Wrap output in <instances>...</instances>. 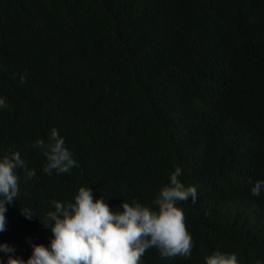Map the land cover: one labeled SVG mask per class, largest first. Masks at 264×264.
<instances>
[{"label": "trees", "instance_id": "16d2710c", "mask_svg": "<svg viewBox=\"0 0 264 264\" xmlns=\"http://www.w3.org/2000/svg\"><path fill=\"white\" fill-rule=\"evenodd\" d=\"M0 96V155L35 169H16L0 233L15 255L47 245L52 200L88 186L116 211L156 208L180 166L198 196L178 205L192 254L149 248L143 264H204L216 250L264 262V193H250L264 179V0H0ZM52 128L77 161L69 173L42 171L33 143Z\"/></svg>", "mask_w": 264, "mask_h": 264}, {"label": "clouds", "instance_id": "9594fccd", "mask_svg": "<svg viewBox=\"0 0 264 264\" xmlns=\"http://www.w3.org/2000/svg\"><path fill=\"white\" fill-rule=\"evenodd\" d=\"M25 82V77H20ZM7 107L5 97L0 96V110ZM51 143L36 139L33 147L39 148L46 157L42 171L51 175L69 173L77 165L65 140L56 128L51 129ZM27 161L18 151L0 155V233L6 230L7 205L19 195V176L16 169L24 170L26 178L35 176V169L27 167ZM180 166L170 173L168 183L163 185L151 205L136 200L121 202L120 210L110 208L107 200L94 197L91 187L80 186L72 201L52 200L54 210L48 211L42 223L51 232L47 245L31 243L27 259L15 255L16 249L8 243H0V253L6 259L0 264H143L142 257L147 249L155 248L161 258L176 256L189 258L193 240L186 230L184 211L180 202L197 201L194 185H185L179 177ZM250 193H264V179H257ZM31 220V209L21 211ZM204 264H240L236 253L213 251L205 256ZM256 264H264L260 260Z\"/></svg>", "mask_w": 264, "mask_h": 264}, {"label": "rangeland", "instance_id": "374dc122", "mask_svg": "<svg viewBox=\"0 0 264 264\" xmlns=\"http://www.w3.org/2000/svg\"><path fill=\"white\" fill-rule=\"evenodd\" d=\"M252 213H253L256 217L258 216L256 210H252Z\"/></svg>", "mask_w": 264, "mask_h": 264}]
</instances>
